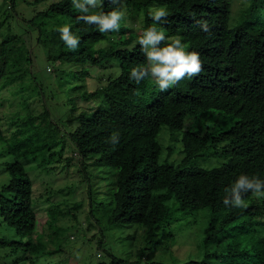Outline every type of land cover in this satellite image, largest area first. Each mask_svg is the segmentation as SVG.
<instances>
[{
    "label": "trees",
    "instance_id": "1",
    "mask_svg": "<svg viewBox=\"0 0 264 264\" xmlns=\"http://www.w3.org/2000/svg\"><path fill=\"white\" fill-rule=\"evenodd\" d=\"M120 1L143 9L153 3L166 7L169 16L158 26L164 29L168 39L161 46L180 37L187 51L200 54L202 71L195 77L186 76L168 91L161 92L156 84L150 83V79L136 83L129 77L132 68L147 66L138 43L130 49L108 48L95 57L82 50L70 49L66 53L70 60L89 58L98 63L113 59L120 66L129 67L113 78V82L133 95H147L145 100L135 99L134 102L105 96L109 120L86 123L78 114L75 116L78 125L68 132L67 137L81 160L96 156L95 163L111 171L112 207L105 223L108 228L130 223L142 227L141 241L137 246L139 256L144 254L149 260L161 241L170 237V231H162L164 224L177 217L176 213L185 216L203 208L207 209V219L200 242L206 248L218 237L246 225L243 218L249 215L264 217V200L260 205L245 209L223 203L227 196L225 189L238 175L247 174L264 180V13H260L263 0H249L231 24L228 23L229 0ZM113 8L115 2L103 0L99 10L107 12ZM49 11L67 16L68 24L81 42H97L106 37L107 33H100L95 25L79 20V11L64 1L50 4L45 12ZM43 16L40 12L30 19L37 37L45 34ZM198 21H206L210 30L201 31ZM153 23L149 14L144 12L142 30ZM23 51V45H16L13 38L0 41V70L5 71L0 89L15 80H22L24 67L29 64ZM215 111L233 118L227 130L216 127ZM31 116L27 114L19 125L29 123L28 126L32 127L34 118H37L41 125L36 127L40 128L49 120L45 105L36 116ZM187 117L191 121L183 126ZM160 130L179 133L182 156L176 163L160 159L161 143L157 138ZM114 132L119 133L116 144L110 142ZM15 138L17 142L10 144L8 149L28 153L31 160L36 159L38 150H51L52 147L49 142H44L40 149H36L30 143L31 135L21 134ZM32 140L36 141V138ZM224 142L221 148L217 147ZM216 147L218 150L214 152L223 158L221 163L210 167L194 164L197 156ZM51 154L47 153V158ZM7 173V178L0 183V220L17 237L23 238L32 233L34 225L31 181L18 163L10 165ZM250 195L247 193L245 197ZM5 246H25L35 257L47 253L40 242L30 240L23 243L0 239V247ZM237 246L229 244L219 254L225 258L244 255L246 249ZM110 264H122V260L112 257ZM142 264L158 263L145 261Z\"/></svg>",
    "mask_w": 264,
    "mask_h": 264
},
{
    "label": "rangeland",
    "instance_id": "2",
    "mask_svg": "<svg viewBox=\"0 0 264 264\" xmlns=\"http://www.w3.org/2000/svg\"><path fill=\"white\" fill-rule=\"evenodd\" d=\"M63 1L75 10L71 0H0V21L3 17L0 41L13 38L16 45H23V52L29 58L22 80H15L0 89V183L7 178L10 165L20 164L31 181V207L34 213L32 233L23 238L17 237L0 220V239L40 242L47 252L35 257L25 246L0 247V264H110L112 257L121 259L122 264H142L145 261L194 264L190 260L205 264H264L262 215L243 218L246 225L241 229H232L231 234L218 237L205 248L200 239L207 209H198L185 216L176 213L177 217L164 224L162 231H170V237L161 241L149 260L144 254L139 256L137 251L142 227L133 223L106 226L105 219L112 207L113 175L108 168L95 163L96 156L81 160L67 134L78 125L75 118L78 114L86 123L108 121L105 96L134 102L135 99L145 100L147 93L133 95L113 82L121 71L129 69L120 66L116 60L93 63L89 58L78 61L69 59L66 53L70 49L60 39L59 33H53L58 27L68 24L69 19L45 12L50 4ZM248 2L229 0V24ZM156 7L163 6L153 3L143 9L116 0L115 8L126 11L120 30L108 32L105 38L97 42L80 41L75 51L82 50L95 57L108 48L130 49L137 44L143 32L144 12L149 14V10ZM262 7L261 14L264 13V0ZM40 12L44 15L45 34L37 37L30 19ZM126 39L128 43L124 42ZM0 74L1 83L5 71L0 70ZM149 81L155 84L153 80ZM43 105L48 110L49 120L46 124L36 127L41 125V121L34 118L32 127L28 126L29 123L19 125L27 114L36 116ZM214 116L216 127L222 131L227 130L233 122L232 117L216 111ZM190 121V118H185L183 126ZM21 134L31 135L30 143L36 149H40L42 143L49 142L51 150H38L33 160L28 153L9 150L8 146L17 142L15 136ZM32 138H36V141ZM157 138L161 143L160 159L176 163L182 156L179 133L160 130ZM224 144L220 143L217 147L221 148ZM217 147L197 156L194 164L210 167L221 163L223 158L214 152L218 150ZM47 153H52L51 157L47 158ZM245 200L248 207L260 205L262 201H257L252 194ZM52 215H55V219H52ZM229 244H237V248L246 249V253L240 257L221 256L219 253Z\"/></svg>",
    "mask_w": 264,
    "mask_h": 264
},
{
    "label": "clouds",
    "instance_id": "3",
    "mask_svg": "<svg viewBox=\"0 0 264 264\" xmlns=\"http://www.w3.org/2000/svg\"><path fill=\"white\" fill-rule=\"evenodd\" d=\"M71 3L81 14L78 19L86 24L95 25L100 33L118 32L126 16V11L121 8H113L107 12L93 11L102 7L103 0H71ZM149 16L154 23L143 30L137 41L147 60V66L132 68L129 77L136 83L145 79L153 80L161 92H166L186 76L189 78L198 76L202 71V61L198 52L186 50V45L178 36L172 38L165 46H161L168 39L164 29L158 26L169 16L166 7L150 9ZM197 25L201 31L210 30L206 21H198ZM56 31L69 49L73 51L78 49L80 40L72 31L71 25L64 24ZM118 138L119 133L114 132L110 142L116 144ZM225 192L227 193L223 200L225 206L245 209L248 207L244 198L247 193H251L257 201L264 200V180L240 174Z\"/></svg>",
    "mask_w": 264,
    "mask_h": 264
}]
</instances>
